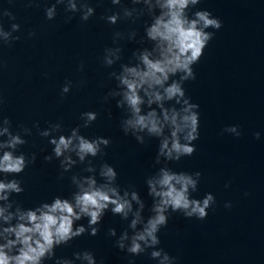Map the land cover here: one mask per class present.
Here are the masks:
<instances>
[{"label":"water","instance_id":"water-1","mask_svg":"<svg viewBox=\"0 0 264 264\" xmlns=\"http://www.w3.org/2000/svg\"><path fill=\"white\" fill-rule=\"evenodd\" d=\"M54 2L35 0L29 6V0H0V18L6 29L12 22L3 15L6 10L12 11L15 22L21 24L20 31L14 33L21 36L20 40L11 45L0 43V94L4 97L0 117L11 118L13 131L20 125L31 128L28 143L20 151L30 159L33 152L37 153L36 162L18 177L25 192L14 198L25 207H34L56 195L71 194L70 177L81 172L84 165L61 179L59 161L44 159L53 146L39 135L34 124L38 121L40 129H45L50 123L61 122L69 132L82 123L80 114L91 110L99 117L91 127L83 128L82 134L112 140L107 154L96 158L97 163L107 160L117 167L118 182L140 191L148 216L152 198L146 179L159 167H154L158 140L149 138L139 144L126 136L119 126L123 111L116 107L115 99H104L116 86L110 73L118 71L120 63L128 62L133 50L140 47L128 40L127 34L135 29L143 35V22L148 17L135 24L121 20L110 25L101 16L117 6L111 0H91L96 15L87 22L81 21L78 13L66 12L64 5H58L54 20H47L45 5ZM125 2L130 4V0ZM198 8L210 10L222 20L223 27L209 29L215 36L194 66L197 78L185 83L187 94L200 104L197 150L169 166L178 171H201L199 191L193 195L202 198L213 192L217 202L205 220L172 213L167 227L161 230L160 247L176 256L177 264H264V135L259 140L254 136L256 131L264 133V0H202ZM33 30L36 35L29 37ZM116 31L125 36L119 42L123 58L109 68L102 57L105 48L115 46ZM81 61L83 71L79 70ZM66 80L73 81V88L61 98ZM234 124L240 125L242 136L223 132ZM226 184L230 186L226 188ZM226 201L233 203L231 209L224 206ZM129 222L109 211L99 235L85 234L70 246L57 248V255L71 257L75 251L92 250L105 264H128V254L114 247L115 238L108 235V228L115 227L119 233ZM135 262L156 264L147 254L135 257Z\"/></svg>","mask_w":264,"mask_h":264},{"label":"clouds","instance_id":"clouds-1","mask_svg":"<svg viewBox=\"0 0 264 264\" xmlns=\"http://www.w3.org/2000/svg\"><path fill=\"white\" fill-rule=\"evenodd\" d=\"M35 0H29V6ZM202 0H111L112 8L101 16L110 25L121 20L135 24L143 17V35L135 29L127 34V39L139 44L132 52V58L120 63L119 70L112 71L110 77L116 81L104 97L116 100V107L124 116L119 126L123 133L132 136L139 144L149 138L158 140L154 174L146 179L147 192L152 198L150 214L145 216L146 202L134 185L122 187L118 182L117 167L97 157L106 155L112 144L110 137L82 134L98 119L97 111L80 114L82 123L66 132L61 122L50 123L40 129L34 124L39 135L48 138L52 145L51 154L44 156L48 162L59 161L61 179L78 165H84L81 172H73L70 177L73 191L68 196L56 195L34 207H25L14 198L25 192L23 181L18 178L30 164H34L37 153L20 151L28 143L27 136L32 129L20 125L13 131L12 120L0 117V264H105L92 250L73 252L71 257L58 256L57 248L70 246L71 242L85 234L97 236L105 215L110 211L127 223L122 232L115 227L108 228V235L115 238L114 247L129 256L128 264H136L135 257L147 254L156 264H177V257L171 255L161 245V230L167 227L172 213H181L186 218L205 220L210 209L217 202L213 192L202 198L194 193L199 191L203 173L188 172L170 167V162H178L191 157L197 150L196 141L201 136L200 104L187 94L185 83L197 78L194 66L200 62L215 31L223 27L222 20L208 9L198 6ZM58 5L65 11L79 14L83 22L96 15V6L91 0H55L45 5L47 20H54ZM196 9L195 11H192ZM3 15L10 21L6 29L0 18V43L11 45L21 39L14 35L21 29L15 22L17 17L6 10ZM71 20V17H68ZM36 32L30 31L29 37ZM139 36V39L137 37ZM124 33L116 31L113 47L104 50L102 62L113 67L122 61L124 49L120 40ZM81 61L79 70L83 71ZM73 81L66 80L61 87V98L72 91ZM4 97L0 94V106ZM223 132L240 137V125H227ZM264 133L256 131L260 139ZM226 184L225 187H229ZM250 193H245L249 195ZM224 206L231 209L233 203ZM87 223H80L82 220Z\"/></svg>","mask_w":264,"mask_h":264}]
</instances>
